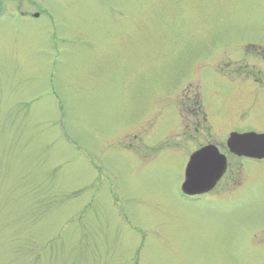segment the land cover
Here are the masks:
<instances>
[{
    "label": "rangeland",
    "instance_id": "374dc122",
    "mask_svg": "<svg viewBox=\"0 0 264 264\" xmlns=\"http://www.w3.org/2000/svg\"><path fill=\"white\" fill-rule=\"evenodd\" d=\"M248 132L264 0H2L0 264H264V161L226 148ZM207 144L227 172L186 199Z\"/></svg>",
    "mask_w": 264,
    "mask_h": 264
},
{
    "label": "water",
    "instance_id": "95a60500",
    "mask_svg": "<svg viewBox=\"0 0 264 264\" xmlns=\"http://www.w3.org/2000/svg\"><path fill=\"white\" fill-rule=\"evenodd\" d=\"M229 152L239 157L264 159V133H231L226 141ZM227 159L215 145H208L195 152L185 169L181 187L188 196L211 191L226 171Z\"/></svg>",
    "mask_w": 264,
    "mask_h": 264
},
{
    "label": "flooded vegetation",
    "instance_id": "af4514ba",
    "mask_svg": "<svg viewBox=\"0 0 264 264\" xmlns=\"http://www.w3.org/2000/svg\"><path fill=\"white\" fill-rule=\"evenodd\" d=\"M1 1L2 0H0V3H1ZM41 13H42V11H39V12H36L35 14H26V13H21V17H24V18H30V17H32V18H34V19H39L40 17H41ZM43 13H45V12H43ZM10 15L11 16H14V15H16L15 14V12H10ZM208 145H213V144H207L206 146H208ZM216 146V145H215ZM205 147V146H204ZM217 147V146H216ZM201 148H203V147H200V148H198L195 152H197L198 150H200ZM218 148V147H217ZM226 148H227V145H226ZM219 149V148H218ZM219 151H220V149H219ZM227 151L229 152V150H228V148H227ZM194 152V153H195ZM194 153H192L190 156H189V159H190V157L194 154ZM220 153L221 154H223L221 151H220ZM229 154L232 156V157H235V158H238V159H246V160H250V161H264V159H261V160H258V159H251V158H246V157H239V156H236V155H233V154H231L230 152H229ZM225 157H226V159H227V166H226V171H225V173H224V175L222 176V178L218 181V183L223 179V177L225 176V174H226V172H227V169H228V164H229V159H228V157L225 155V154H223ZM189 159H188V161H189ZM218 183L216 184V186L218 185ZM215 186V187H216ZM215 187L211 190V191H209V192H207V193H204V194H201V195H194V196H187V195H185V194H183L182 192H181V194H182V196L184 197V198H186V199H189V200H194V198H200V197H203V196H206L207 194H209V193H211V192H213V190L215 189Z\"/></svg>",
    "mask_w": 264,
    "mask_h": 264
}]
</instances>
